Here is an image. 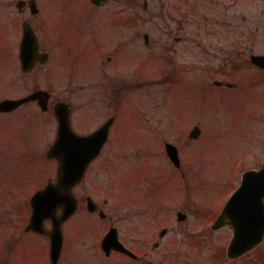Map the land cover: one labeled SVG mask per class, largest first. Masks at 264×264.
Wrapping results in <instances>:
<instances>
[{
    "label": "flooded vegetation",
    "instance_id": "1",
    "mask_svg": "<svg viewBox=\"0 0 264 264\" xmlns=\"http://www.w3.org/2000/svg\"><path fill=\"white\" fill-rule=\"evenodd\" d=\"M244 3L245 0H157L158 9L162 11L179 10L180 13L181 10H197L198 7L221 11L220 17L213 12L211 16L216 17L207 24L219 21L223 27H219L218 31L225 38L229 34L237 40L248 37L258 42L255 49L248 46L234 51L231 65L226 61L225 68L229 69L227 73L234 78V83L217 84L221 91L233 90L235 92L232 95L243 97L249 107H254L257 104L264 105V101H259L264 93V17L251 20L245 32L244 20L240 22L236 17L229 19V16H234L229 11L241 10ZM150 4L151 0H103L99 4L91 0H0V101L23 93L30 94L29 87L36 86V72L54 62L62 64L58 83L62 85L64 96L51 99L48 112L39 115L41 121L49 122L45 125L46 132L38 135L45 142L40 157L47 170L49 163L53 165L43 184L37 187L38 171L34 160L31 161V172L26 179L28 186L24 177L13 187L0 184V205L5 200H12L11 208L0 214V264H187L182 261L183 254L178 241L170 245L165 243L168 237L178 239L182 226L190 221L191 200L195 201L189 195L193 180L191 175L185 176L191 174L187 168L183 172L179 145L174 144L178 149L179 164H173L167 158L173 165L169 166L184 178L185 185L182 188L187 198L185 200L182 197L185 200L183 205H180V200L170 201L169 197H164L161 193L163 186L156 179L160 170L158 165L163 162L168 144L162 138V131L149 129L150 140L147 138L148 143L145 142L143 147L146 153L151 152L152 155L145 158L150 164L141 167L144 172L140 179L136 181L131 176L123 178L122 175L118 178L114 174L115 169L126 166L132 160L134 145L129 138L123 137L125 131L129 137L133 133L132 124L128 126L130 119L135 120L140 127L146 126V129L140 130L143 133L136 132L133 135H145L150 128L146 117V99L141 98L138 109L134 111L130 97L134 87L147 86L153 80L149 70L140 71L151 59L139 56L135 60L132 57L140 38L137 36L134 39L132 34V25L135 24L132 10L140 7L146 10ZM180 18L174 20L181 28L186 18ZM194 25L197 26V23ZM190 37L197 39L198 35ZM150 38L148 34L143 35L148 48L152 46ZM37 40L40 53L48 55L44 65L35 62L37 55L41 56L36 49ZM182 40L176 38L175 43L181 47ZM221 50L220 54L226 55L230 51L225 43ZM242 50L246 55L241 53ZM24 58H27L26 67ZM254 59L257 63H254ZM134 63H138L137 71L143 77L133 79ZM154 68L155 65L152 70ZM49 70H56V67H49ZM172 76L176 77L174 74ZM156 78L160 82L159 73H156ZM7 88L16 91L10 94L6 92ZM231 94L225 93V96ZM61 102L70 108V125L74 132L83 137L101 132L96 138L77 141L76 148L83 154V160L85 153L93 152L101 143L103 146L83 180L67 194L69 198L64 204L65 211L58 210L53 219H47L43 225L37 226L33 198L38 191L55 183L50 174L54 171V164L57 168L59 166L56 160L48 157V151L57 139L58 123L54 110ZM27 105L2 114L16 113L19 121L14 127H21L22 133L29 135L33 141L39 128L34 113L37 103L26 108ZM29 110L33 114H27ZM22 121H30L29 129H22ZM173 133L179 135L186 144L196 141L190 138L191 130L182 135L181 132ZM190 165L188 163V168ZM94 169H97L94 181H100L102 187L104 183L110 185V197L100 199L99 195L89 192L85 187L94 178L90 177ZM132 182L141 186L142 193H125V187ZM205 207L197 210L196 214L211 221L214 211ZM62 216L65 221L56 228L54 220ZM116 218L127 222L129 228L126 235L116 227ZM212 232L219 231L211 228L199 234H189V251L202 253L206 247L204 240ZM111 233L115 240L105 243L104 240ZM55 240L58 241L57 245L54 244ZM36 243L42 248L41 257L34 250ZM121 246L127 252L119 250ZM161 249H168L167 255L165 261L157 262L152 256ZM190 252L187 253V260ZM240 260L214 257L216 264H232Z\"/></svg>",
    "mask_w": 264,
    "mask_h": 264
},
{
    "label": "rangeland",
    "instance_id": "2",
    "mask_svg": "<svg viewBox=\"0 0 264 264\" xmlns=\"http://www.w3.org/2000/svg\"><path fill=\"white\" fill-rule=\"evenodd\" d=\"M262 9H264V0H245L241 10L229 11L230 14L234 13V16H229V19L236 17L240 19V22L244 20L242 21L243 29L246 32L251 20L264 17ZM178 11L158 9L157 0H151L150 7L146 10L141 7L132 10V19L135 20V24L132 25V34L134 39L140 36L139 46L137 50H133L132 57L135 60L139 56L151 59L140 71L149 70L151 76L153 75V80L148 82L147 86L134 87L130 97L134 111L139 107V100L146 99L148 104L146 117L149 119L150 127L148 132L149 129L154 132L162 131V138L166 142L179 145L183 172L187 168L191 174L193 173L191 176L193 187L190 185L189 195L195 201L191 200L190 221L182 226L178 239H174L173 236L170 239L168 237L167 240L165 239V243L170 245L172 242L178 241L179 250L183 254L182 261L187 264H216L214 255L220 252V249L228 246L232 231L224 228L219 232H212L204 240L206 247L202 253L190 252L187 243L188 235L199 234L205 229L211 230L214 221L197 215L196 211L206 206L205 208L208 210L220 213L225 201L240 186L242 174L248 170L260 169L264 162V105L257 104L254 107H249L243 97L237 94H234L233 97L225 96V93L231 94L235 91L216 89V83H234V78L227 73L229 69L225 68L226 61L231 65L235 55L234 51L248 46L255 49L258 42L248 37L237 40L235 37H230L229 34H226L225 38L224 34L221 35L218 31V28L222 26L219 21H213L208 25L207 23L216 17L211 16L212 13L216 12V15L220 17L221 11L200 7L197 10H181L180 13ZM208 14L210 17H207ZM183 17L186 18V21L180 28L174 19L180 18L181 20ZM194 23H197V26ZM205 28L210 31H206ZM145 34L151 36L152 46L149 48L146 47L143 39ZM192 35H198L197 39L190 37ZM179 37L183 39L181 47L175 43V39ZM224 43L230 49L227 55L220 54ZM241 53L246 55L244 50ZM141 62L140 60V64ZM153 65L155 68L152 70ZM54 66L57 71L59 68L62 69L60 62H54L49 67L54 69ZM137 66L138 63H134L133 79L142 76L137 71ZM47 68L36 72V86L31 85L29 90H31L30 92L34 91L42 83L45 89L52 90L55 98H60L63 96L62 85L58 83L60 79L52 76ZM156 73L160 74V82L156 78ZM172 74L176 77L168 79ZM144 75L146 74L144 73ZM7 91L13 94L16 89L7 88ZM259 101H264V93ZM31 106L33 103L28 104L26 108ZM35 109L34 113L37 115L39 128L36 140L33 139V141L29 135L22 133L21 127H14L19 121L16 113H0V184L5 187H13L19 183L21 177H24L28 186L26 179L31 172L30 166L33 160L36 161L39 172L36 174L37 187H40L53 166L49 163L47 170L40 157L45 142L42 141V138H38V135L46 132L47 126L45 125L49 122L41 121L40 111ZM26 113L33 114L32 110ZM131 124L133 133L146 129V126L140 127L135 120L130 119L128 126L130 127ZM195 125H200L202 135L193 143L186 144L179 135L173 133V131L181 132L182 135L183 132L191 130ZM29 126L30 121H22V129H29ZM148 132L141 136L132 133L130 137L126 131L124 132V139L129 138L134 147L132 148V160L126 166L115 169L114 174L118 178L121 175L123 178L131 176L137 181L142 177L144 170L141 167L150 164L146 162L145 158L152 155L151 152L146 153V149L143 147L147 138L150 140V132ZM155 148L158 147L155 146ZM34 155L35 159L32 158ZM131 163L135 165L131 166ZM188 163L191 164L189 168ZM169 165L173 166L165 153L163 162L160 166L158 165L160 170L156 179L163 186L161 193L164 197H169L170 201L180 200V205H183L187 198L184 196L182 188L185 185L184 178L181 173H179L180 176ZM56 170L57 167L54 164V171L50 174L54 181ZM96 171L97 169L92 171L90 177L94 178L90 179L85 187L89 192L99 195L100 199L110 197V185L104 183L102 187L100 181H94L97 178ZM191 174L187 173L185 176ZM180 188H182V192L178 190ZM124 191L131 194L142 193L141 186L135 182L127 185ZM182 197H185L184 201ZM10 201L12 200H5L4 204L0 205V214L11 208ZM194 209H196L195 214L193 213ZM115 222L120 232L122 230L123 235H126L129 228L127 222L120 218H116ZM34 250L38 257L42 256L43 251L39 243L34 245ZM167 250L161 249L152 257L157 262L165 261ZM188 252L191 253L189 260L186 259ZM195 260H199V262L196 263ZM254 263L264 264V243L255 251L243 256L240 261H234L232 264Z\"/></svg>",
    "mask_w": 264,
    "mask_h": 264
},
{
    "label": "water",
    "instance_id": "3",
    "mask_svg": "<svg viewBox=\"0 0 264 264\" xmlns=\"http://www.w3.org/2000/svg\"><path fill=\"white\" fill-rule=\"evenodd\" d=\"M49 95L39 91L32 96L17 101H4L0 104V110H10L19 105L34 99H41L42 106L47 105ZM45 109V108H44ZM59 115V110H57ZM60 137L51 154L58 156L61 162L59 169V181L57 185L48 186L36 197V211L39 224L48 217H51L68 202L67 194L83 177L88 164L98 154L86 153L84 160L81 154L68 153L65 156L59 151L66 129H69L67 119L64 120L60 115ZM200 129H194L192 137H198ZM58 147V148H57ZM57 148V149H56ZM175 155L176 150L171 148ZM169 149L170 154L172 150ZM177 161V159H175ZM177 163V162H176ZM60 223L56 222L58 226ZM230 225L234 230V239L230 246V257H239L248 250L264 240V166L260 171L247 172L244 175L242 186L234 193L227 203L223 214L215 223V228ZM115 240L111 233L105 239V243Z\"/></svg>",
    "mask_w": 264,
    "mask_h": 264
}]
</instances>
